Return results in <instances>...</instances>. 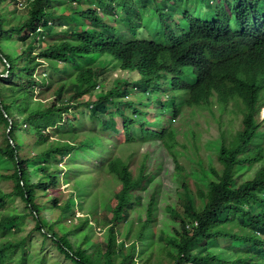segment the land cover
<instances>
[{"label": "trees", "instance_id": "obj_1", "mask_svg": "<svg viewBox=\"0 0 264 264\" xmlns=\"http://www.w3.org/2000/svg\"><path fill=\"white\" fill-rule=\"evenodd\" d=\"M0 64V207L28 209L2 235L31 215L74 264H264V0H0ZM198 109L218 135L179 140ZM28 244L0 264H43Z\"/></svg>", "mask_w": 264, "mask_h": 264}, {"label": "rangeland", "instance_id": "obj_2", "mask_svg": "<svg viewBox=\"0 0 264 264\" xmlns=\"http://www.w3.org/2000/svg\"><path fill=\"white\" fill-rule=\"evenodd\" d=\"M112 1L114 3V0H112ZM11 8H12V5H10V10H12ZM189 9L194 10V7H190ZM17 16H18V18H24L25 17L22 14H19ZM97 64L98 65L108 64V66H109V64H111V61L109 58L106 61L101 60ZM3 71H4V66L0 64V75L2 74ZM108 74L110 76L109 79L112 80L113 78L119 77V75L121 74V70L119 69L118 66L113 65V67H111V69L109 70ZM4 75H6V74H4ZM122 75L124 77H128V73H124V74L122 73ZM156 96H157V94L155 93L153 96L155 100H156ZM88 99H94V96L88 97ZM35 100H37L36 97H35ZM154 106H155V108L158 106L157 102L154 103ZM32 107H34V104L32 105ZM204 110L205 111L202 112V110L198 109V111H196L194 114L190 113L189 119L184 118L185 120L180 121L177 124V129L180 130V133H178L179 140L184 141L186 139V135L184 132L187 129V125H189V123L192 127L196 128V129L202 130V129L207 128L209 130V132H205V131L203 132V135H202L203 140L207 139L208 137H211V136L215 137L218 135L219 126L213 121L215 119L211 117V115L207 112V110L206 109H204ZM189 111H190V109L186 110V112H189ZM263 116H264V108L261 110V114H260V117H263ZM82 119H87V116L86 115L82 116ZM149 119H150V117H149ZM59 120H60V117H53L51 119V122L46 121V119H43L42 122L44 125L47 126L46 128H50L49 126L56 124V122H58ZM40 122H41V119L35 120L36 124H39ZM50 123H52V124H50ZM7 133H8V128L6 127V125H3L2 123H0V143H2L4 141ZM31 140H32V138H31L30 134L27 133L25 135V140H23L24 146H25L24 147L25 153H27V154L30 153L29 145L31 143ZM201 151L204 152V148H202ZM194 154H195L194 149L190 148L189 153L187 154V157H189L193 161V159L194 160L196 159V158H194L195 157ZM251 154H252L251 151H247V156H249ZM182 159L184 161H187V159L184 157ZM94 162H95V160H92L91 162H88V163L90 165H93ZM187 162L191 163V161L189 159ZM62 164L63 163H61V166H62ZM192 165H194L198 169H201V167H202L199 158H197L196 161H194L192 163ZM0 172L8 173V171L4 170L1 167H0ZM60 182H61V184H60L59 192H61V197L65 198L69 194L70 186L68 183L65 182V178H64L63 173H61V181ZM190 182H191L192 188L193 187L196 188L195 181L191 180ZM165 183L171 184V182L168 178L165 180ZM13 186H14L13 181H11L9 179L0 178V188H2V190L10 191L13 188ZM111 202L114 203V202H116V200H113ZM102 206L107 207L108 209L111 208L109 206V204H107V202H105V201L102 202ZM12 212H14V213H26L27 212L28 213V209L25 207V202L20 197H16V198L6 200L5 206L0 207V218L5 217L8 213H12ZM78 215H80V213H78ZM34 225H35V221H34L33 217L31 215H27L24 218V220H22L21 223H19V228L15 229L14 227H12V225L6 226L5 228H6V232L8 234L2 235L0 233V245H3L4 241H10V240L13 241L14 238L20 239L22 237H26L27 241L30 242V244H28V249H27V256L30 255V258L27 257L26 259L35 260V259H37V256H40L42 254L43 256H41V258L44 259L43 264H74L71 261L67 260L63 255L58 253L55 245L51 241H49V240L44 241L43 236L39 234V232L35 229ZM121 228H122V224H121L120 229ZM121 238L122 237L119 236V239H121ZM91 250L94 253H98V254L101 253L100 247H97V246L91 247ZM36 252H38V254H36ZM20 256H21L20 254L15 252L11 255L6 254L5 256H2V258H4L5 260L10 259L5 264H18L17 260L20 258ZM24 264H27V263H24Z\"/></svg>", "mask_w": 264, "mask_h": 264}, {"label": "built area", "instance_id": "obj_3", "mask_svg": "<svg viewBox=\"0 0 264 264\" xmlns=\"http://www.w3.org/2000/svg\"><path fill=\"white\" fill-rule=\"evenodd\" d=\"M20 5H21V3H20Z\"/></svg>", "mask_w": 264, "mask_h": 264}]
</instances>
